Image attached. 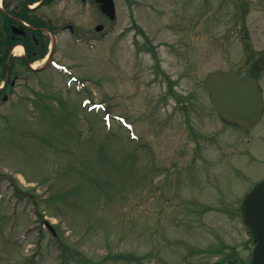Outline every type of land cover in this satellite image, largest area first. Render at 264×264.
Masks as SVG:
<instances>
[{"label":"rangeland","instance_id":"1","mask_svg":"<svg viewBox=\"0 0 264 264\" xmlns=\"http://www.w3.org/2000/svg\"><path fill=\"white\" fill-rule=\"evenodd\" d=\"M139 1L63 54L79 90L49 70L0 107V264L250 263L239 203L264 179V107L226 125L204 80L255 74L264 105V0Z\"/></svg>","mask_w":264,"mask_h":264},{"label":"flooded vegetation","instance_id":"2","mask_svg":"<svg viewBox=\"0 0 264 264\" xmlns=\"http://www.w3.org/2000/svg\"><path fill=\"white\" fill-rule=\"evenodd\" d=\"M105 6L97 0H0V107L29 101L28 91L44 88L49 70L62 75L58 66L73 69L64 53L74 55L81 41L112 34L120 10L129 14L145 4L105 0Z\"/></svg>","mask_w":264,"mask_h":264},{"label":"water","instance_id":"3","mask_svg":"<svg viewBox=\"0 0 264 264\" xmlns=\"http://www.w3.org/2000/svg\"><path fill=\"white\" fill-rule=\"evenodd\" d=\"M97 1L105 11V0ZM205 86L210 103L227 123L249 128L259 120L262 94L257 81L248 74L240 77L234 70H215L208 74ZM241 211L243 223L253 236L251 264H264V181L246 195Z\"/></svg>","mask_w":264,"mask_h":264}]
</instances>
